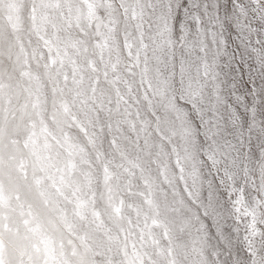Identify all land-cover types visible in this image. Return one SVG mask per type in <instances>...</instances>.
Wrapping results in <instances>:
<instances>
[{
  "label": "snow or ice",
  "instance_id": "1",
  "mask_svg": "<svg viewBox=\"0 0 264 264\" xmlns=\"http://www.w3.org/2000/svg\"><path fill=\"white\" fill-rule=\"evenodd\" d=\"M0 264H264V0H0Z\"/></svg>",
  "mask_w": 264,
  "mask_h": 264
}]
</instances>
